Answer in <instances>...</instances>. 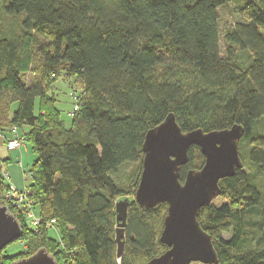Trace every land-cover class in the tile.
<instances>
[{"label": "trees", "instance_id": "1", "mask_svg": "<svg viewBox=\"0 0 264 264\" xmlns=\"http://www.w3.org/2000/svg\"><path fill=\"white\" fill-rule=\"evenodd\" d=\"M228 3L236 20L221 56L218 10ZM62 76L75 79L70 98L77 111L67 114L68 128L48 96ZM170 114L184 134L243 129V167L219 182L226 203L202 208L197 222L219 264H264L256 182L264 171V0H0V135L21 139L36 157L25 175L40 219L28 230L25 207L3 199L10 186L0 162V206L19 223L26 245L23 254L2 251L0 264L40 249L57 264H146L167 251L159 242L167 205L145 210L134 192L144 137ZM203 164L191 147L180 183ZM129 198L117 258L115 204ZM250 215L259 237L247 247ZM52 230L57 241L49 239Z\"/></svg>", "mask_w": 264, "mask_h": 264}, {"label": "water", "instance_id": "2", "mask_svg": "<svg viewBox=\"0 0 264 264\" xmlns=\"http://www.w3.org/2000/svg\"><path fill=\"white\" fill-rule=\"evenodd\" d=\"M243 133L241 127L233 126L223 131L203 133L194 130L184 134L172 114L146 133L134 201L145 210L167 205L159 237L167 251L146 264H219L211 239L200 228L197 217L202 208L219 197V182L232 178L236 170L242 169L238 143ZM191 147L200 150L204 164L199 171L187 172L181 184L180 168L187 164ZM129 204L128 199L115 204L117 258H121L124 251ZM21 237L19 223L0 206V253ZM13 264L57 263L53 256L40 249Z\"/></svg>", "mask_w": 264, "mask_h": 264}, {"label": "rangeland", "instance_id": "3", "mask_svg": "<svg viewBox=\"0 0 264 264\" xmlns=\"http://www.w3.org/2000/svg\"><path fill=\"white\" fill-rule=\"evenodd\" d=\"M218 15H219V24H218V29H219V52L221 56L224 54V50L226 48V45L224 43V35L225 32L228 30H231L233 28L234 22L236 20V16L233 13V4L228 3L225 6L221 7L218 10ZM23 18V17H22ZM6 22H11V20H6ZM39 43L41 45H44L46 43V40L40 39ZM239 59L241 63H245L246 61V55L247 53L245 52H239ZM26 78H29L28 74L25 75ZM75 79H69L66 80L64 76H62L60 79L55 82L51 88V90L48 92V96L50 98H53L55 101V109L59 113L60 121L63 122L64 126L67 127L70 124L71 119L67 116L69 112L72 111L73 108V100L70 98V88L73 87L75 84ZM27 82V79H26ZM77 89V88H74ZM264 123V120L261 121ZM129 166H122L119 168V174L118 177H116V180H118L119 183L122 182L123 175L127 173L130 169ZM247 170V169H246ZM257 185L259 192L261 194V198L264 202V171L259 175L256 179ZM133 199L129 198V202H131ZM226 203L225 199H222L220 197L216 198L211 204L214 206H220L222 204ZM247 220L250 222L247 223L246 225V233L245 237L248 239V242L245 244L247 247H252L255 240L259 237V234L256 232L255 228L253 227L254 221L256 219L252 215L247 217ZM26 227L28 230H31V227L28 223H26ZM230 235H224L223 238L225 240L229 239ZM49 239L57 241V235L56 233L52 230L49 231ZM26 252V245L23 243L20 239L17 240L16 242L8 245L4 250H3V255L5 256H15L19 254H23Z\"/></svg>", "mask_w": 264, "mask_h": 264}, {"label": "crops", "instance_id": "4", "mask_svg": "<svg viewBox=\"0 0 264 264\" xmlns=\"http://www.w3.org/2000/svg\"><path fill=\"white\" fill-rule=\"evenodd\" d=\"M69 125L67 126V128ZM26 127L22 128L20 134L27 133ZM16 135V133H15ZM10 137V136H9ZM7 141L0 138V162H5L2 167L3 171L8 173V186H13L18 191L26 190L28 183L24 181L25 173L30 171L36 157L31 153L29 146L23 144L19 149L10 150L7 148Z\"/></svg>", "mask_w": 264, "mask_h": 264}, {"label": "built area", "instance_id": "5", "mask_svg": "<svg viewBox=\"0 0 264 264\" xmlns=\"http://www.w3.org/2000/svg\"><path fill=\"white\" fill-rule=\"evenodd\" d=\"M72 98L74 100V104H76L77 103L76 97H72ZM75 111H77L76 105H74L72 112L68 113V116L71 117ZM0 138L4 139L2 135H0ZM23 144H24L23 141L19 138L11 139L7 141V148L10 150L19 149L23 146ZM4 179L7 181L9 180L8 173L4 174ZM23 179L24 181L28 182V180L31 179V176L24 175ZM27 197H28L27 190L18 191L13 186H10L8 188L7 193L3 196V199L5 201L11 202L14 207L16 206L18 208H21L23 205V207H25V212H24L25 221L30 225L31 228L36 229L40 224V219L35 215L34 211L32 210L31 203L28 201ZM49 225L52 227L54 225V221H51Z\"/></svg>", "mask_w": 264, "mask_h": 264}]
</instances>
